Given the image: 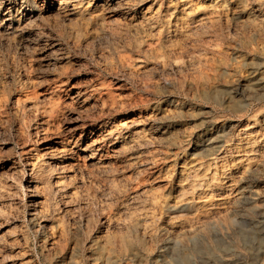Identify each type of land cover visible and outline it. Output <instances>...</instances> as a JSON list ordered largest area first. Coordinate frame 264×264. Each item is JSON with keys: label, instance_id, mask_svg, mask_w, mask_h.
Segmentation results:
<instances>
[{"label": "rangeland", "instance_id": "rangeland-1", "mask_svg": "<svg viewBox=\"0 0 264 264\" xmlns=\"http://www.w3.org/2000/svg\"><path fill=\"white\" fill-rule=\"evenodd\" d=\"M119 1L0 0V264H68L70 259L78 264H107L92 259L87 236L110 249V264H129L136 259L131 248L125 247L124 238L131 243L144 240L150 252L136 259L139 264H180L181 245L169 237L209 216L225 222L232 219L233 224H213L208 237L218 249L215 260L196 251L201 237L188 240L190 264H225L229 259L235 264H261L264 249L263 253L259 250L261 241L253 236L252 227L264 223V215L258 210L245 212L253 206L245 201L238 211H233L231 200L232 196L251 191L258 194L256 204H264V170L257 177L243 180L242 173L237 172L241 158L234 148L240 143L239 130L251 121H258L256 128L264 132V122H260V115L264 114V84L258 95L235 91L221 100L199 96L187 85L199 70L200 58L213 57L205 66L209 70L204 68L216 84L254 71L264 75V67L255 60L256 53L264 52V25L248 21V14L253 17L262 10L264 0H248L245 13L227 0H219L211 10L187 15L180 8L173 12L168 9V4L179 7L178 0H129L127 6ZM151 7L157 10V16L146 33L138 18ZM205 14L217 19L214 29L201 22ZM239 38L249 42L242 44ZM151 39L158 42L159 51L142 53L141 47ZM252 51L254 54H250ZM174 62L182 72H175ZM165 63L171 67H164ZM167 76L179 78L180 83L166 86L162 79ZM158 107L174 109V120L158 131L151 130V121L142 127L143 131L139 128L140 144L131 152L124 149L126 141L120 134L114 148L111 141L105 142L101 149L79 151L76 161L58 160L53 164L57 166L52 170V180L64 177L66 184L78 191L68 204V211L64 197L67 188L51 200L30 189L33 177L29 152L46 159L57 153L71 134L90 135L89 128L117 119H145ZM84 124L91 127L85 128ZM165 129L168 131L163 133ZM170 129L175 134L169 135ZM206 131L217 134L218 150L227 146L231 149L225 161L234 168L233 187L219 182L216 188L224 196L226 193L227 202L220 200L215 189L212 205L197 210L203 195L199 185H211L212 178L203 180L191 171L187 176L183 167H191L196 161L206 165L215 162L218 151L210 157L208 153L194 155L196 143L201 144ZM200 134L203 135L199 137ZM82 142L84 139L79 143ZM256 143L260 151L254 153L253 162L258 163L264 158V139ZM90 154H94L91 161L84 158ZM152 154H156L158 163L151 161ZM135 159L143 164H134ZM67 163H71L68 168H60ZM158 191L164 197L157 206L150 197ZM185 201L194 207L183 206ZM33 209L37 214L31 218ZM145 213L149 214L148 222L132 229L129 224ZM49 216L63 220L66 245H55V226ZM150 225L155 232L146 239L144 231Z\"/></svg>", "mask_w": 264, "mask_h": 264}, {"label": "bare ground", "instance_id": "bare-ground-1", "mask_svg": "<svg viewBox=\"0 0 264 264\" xmlns=\"http://www.w3.org/2000/svg\"><path fill=\"white\" fill-rule=\"evenodd\" d=\"M97 2L102 1V0H96ZM114 1H119V0H114ZM146 1V0H145ZM176 1V0H175ZM219 0H178L177 3L180 4L179 7H177L178 4H168V9H170V11H177V9H181L180 11L183 14H189V13H204L207 10H211L213 9V6L215 4L218 3ZM228 2H230L236 9H238L239 12L241 13H245L246 12V7H247V2L248 0H227ZM258 1V0H256ZM6 2V1H5ZM174 2V1H173ZM259 2V1H258ZM261 2V1H260ZM259 2V3H260ZM100 3V2H99ZM129 0H121L119 1V4L121 5H129ZM168 3V2H167ZM229 3V4H230ZM262 4V3H261ZM104 5L103 3L100 4L99 6ZM224 5V4H223ZM255 6V5H254ZM87 7V6H85ZM149 7V6H148ZM150 8V7H149ZM152 8V7H151ZM157 8V7H156ZM155 8V9H156ZM160 8V7H158ZM233 9V8H232ZM260 9H262L261 11L257 10V14H254L253 17H251V14L249 15V23L253 24V25H264V1H263V7H261ZM5 11V10H4ZM235 12V11H234ZM237 12V11H236ZM80 13V12H79ZM181 13V14H182ZM118 14V13H117ZM239 14V13H238ZM90 15V14H89ZM88 15V16H89ZM110 15V14H109ZM210 15V14H209ZM93 16V15H92ZM157 16V10H153L149 9L146 11L141 12L139 18H138V22L139 24H141L142 27H144V29L146 30V33H148V29L152 28V24L155 20ZM173 16V15H172ZM215 16V15H214ZM96 18V17H95ZM229 18V17H228ZM53 20V19H52ZM219 20V19H218ZM76 21V20H75ZM87 21V20H86ZM178 21V20H176ZM247 21V20H245ZM100 22V21H99ZM169 22V21H168ZM201 22L203 23V25L207 26H212L213 28V23L216 24L215 22H217V19L215 17H213V15L211 14L210 16H207L205 14L204 18H202ZM98 23V22H97ZM167 23V22H166ZM184 25V23H182ZM218 24V22H217ZM154 25V24H153ZM188 25V23L186 24ZM96 26V25H95ZM157 26V25H156ZM251 26V25H250ZM187 27V26H185ZM263 28V26H261ZM252 28V27H251ZM214 29V28H213ZM254 29V27H253ZM257 29V28H256ZM261 30V29H259ZM258 30V31H259ZM160 31V30H159ZM21 32V31H20ZM262 32V31H261ZM151 33V32H150ZM257 33V32H256ZM263 33V32H262ZM264 34V33H263ZM262 34V35H263ZM260 35V34H258ZM136 36V35H135ZM179 37V36H178ZM246 37V36H245ZM261 37V36H260ZM163 38V37H162ZM264 38V37H261ZM150 39V38H149ZM161 39V38H160ZM240 39V38H239ZM142 40V39H141ZM238 40V39H237ZM161 41V40H160ZM163 41V40H162ZM161 41V42H162ZM239 41V40H238ZM189 42V41H188ZM249 42L247 41V39H240V43H246ZM239 43V42H238ZM176 44V43H175ZM231 44V43H230ZM135 45V44H134ZM158 42H155L153 39H151L150 43L148 45H145L143 47H141V52L145 54V51H150V52H158ZM142 46V45H141ZM169 46V45H167ZM244 46V45H243ZM242 46V47H243ZM249 47V46H248ZM140 49V48H139ZM249 49V48H246ZM158 50V51H157ZM139 51V50H138ZM144 51V52H143ZM248 51V50H246ZM140 52V53H141ZM149 52V53H150ZM213 52V51H212ZM160 53V52H159ZM173 53V52H172ZM249 53V51H248ZM254 54V52L252 51L250 54ZM151 54V53H150ZM211 54V52H210ZM214 54V53H212ZM255 60L260 61L261 63L257 64L259 65V67H264V52L258 54ZM209 55V54H208ZM207 55V56H208ZM215 56V55H214ZM120 57V56H119ZM205 57V56H204ZM213 57L212 58H200L199 60H197V64H198V69L197 71H195L194 75L192 76L190 82L188 83L187 86H189V88L191 89H195L198 94H200L199 96H202L206 99H212V100H221V98H225L226 96H230L233 92L235 93V91H239L242 93L247 92L253 95H258L260 94V92L262 91V85L264 84V75L262 72H257L254 71V73H252L251 75H242L243 77H238L235 80H227L220 83V84H216L215 82H213V76L205 71L208 69L205 66L210 65V63L212 62ZM169 61V60H168ZM171 61V60H170ZM116 62V61H115ZM167 62V60L165 61ZM170 63V62H169ZM175 63V62H174ZM193 63V62H192ZM253 63V62H252ZM117 64V63H116ZM195 66L196 63H193ZM177 65V66H175ZM175 67L173 68L175 70L176 73H180L182 71H180V67L178 66L179 64L175 63ZM212 65V64H211ZM173 66V65H172ZM197 66V65H196ZM164 67L166 68H170L171 66L168 63L164 64ZM205 67V68H204ZM215 67V66H213ZM225 67V66H224ZM195 68V67H194ZM209 70V69H208ZM238 70V69H237ZM260 70V69H259ZM263 70V69H262ZM211 71V70H210ZM167 73V72H166ZM168 74V73H167ZM243 74V73H241ZM214 75V74H213ZM177 76V75H176ZM239 76V75H238ZM224 79V78H223ZM163 83L169 86H174L180 83L179 78L177 77H169L167 76V78L165 77V79H162ZM215 81V80H214ZM217 82V81H216ZM163 84V85H164ZM38 86V85H37ZM156 86V85H154ZM163 87V86H162ZM194 90V91H195ZM233 93V94H234ZM197 94V93H196ZM197 94V96H198ZM240 94V93H239ZM246 94V93H245ZM119 95V94H118ZM250 98V97H249ZM201 99V98H200ZM251 99V98H250ZM206 101V100H205ZM208 101V100H207ZM213 102V101H212ZM66 103V102H65ZM102 103V102H101ZM109 104V103H108ZM238 105V104H237ZM24 107V106H23ZM132 110V109H131ZM174 110V109H172ZM171 110V108L168 107H158L154 109V114L153 115H149V117L145 119H142L141 116L138 117H132V119L130 118L128 119H117L115 120V122L113 123H107L104 125H100L98 127L95 128H89L91 126L84 124L85 128H89V134L90 135H86L85 133L79 134V136H75V134H71L70 136H68L65 140L62 141V148H59V150L56 152H54L57 154L56 156L49 154L50 156L47 157L46 159H40V155L39 153H32L29 152V156L31 157V161H30V169H31V174L33 177V180L31 181V187L30 189L34 190L35 192L38 193H44L46 195L47 200H51V199H55V196L61 192L64 189H68L66 196L64 193V197H66L67 202L66 203V210H69L68 204L71 205L72 200L75 199L78 196V191H76L75 187L71 184L70 186H68L66 183V179L64 177H58V179H55V181L52 180V170L56 169L55 167H53V164H56L58 160L60 161H65V162H70L71 160L76 161V154L80 151H86V149H90V148H94V147H100L103 144H105V142H112L113 144V148L119 144L118 142V136L121 134L124 138L123 141H126V146L124 145V149L125 150H129L133 149V148H137L139 147L138 145L140 144V139H138L141 133V131H139V128L142 127L148 123L149 121H151L152 123V127L153 129L151 130H155L158 131L160 130L163 126H167L168 124L171 123L173 117L174 116V112ZM153 111V110H152ZM199 112V111H198ZM105 114V113H104ZM36 116V115H35ZM34 116V117H35ZM87 116V115H86ZM207 116V115H206ZM249 116V115H248ZM153 117V118H152ZM239 118V117H238ZM237 118V119H238ZM174 120V119H173ZM202 120V119H201ZM176 121V120H175ZM260 122H264V114L260 115ZM258 121L255 122H250L248 123L245 127H243L241 130H239V146L234 147L235 151H236V155H238L241 160L238 163V169L237 172H241L242 173V179L245 181H248L251 177H257L259 176L258 174L264 170V158L261 159L258 163L253 162V159L255 157V152H259L260 149L258 147H256L254 145V143H256L257 140L262 141V139H264V132H261V130H259L258 128H256V124H258ZM146 124V125H148ZM230 124V123H229ZM244 124V123H243ZM173 127V126H172ZM171 127V128H172ZM177 128V127H176ZM76 129V128H75ZM174 129V128H173ZM172 129V130H173ZM213 128H210V130H212ZM172 130L170 129L169 131V135L171 134ZM220 130V129H219ZM143 131V130H142ZM166 131H168L167 129H165V131L163 133H165ZM177 132V131H176ZM179 133V132H178ZM143 134V133H142ZM175 133H172L171 135H173ZM230 134V133H229ZM120 135V136H121ZM203 135L200 134L199 137ZM234 136V135H233ZM150 137V136H149ZM166 137V136H165ZM181 137V136H180ZM141 138V137H140ZM151 138V137H150ZM160 138V137H159ZM162 138V137H161ZM192 138V137H191ZM82 139H84V142L79 143ZM155 139V137H154ZM153 139V140H154ZM199 139V138H197ZM196 139V140H197ZM218 137L216 133H213L211 131H206V133L204 134L202 140H201V144L196 143L197 146V150L194 152V155L197 156L198 154L201 153H208L207 156L209 155V157L211 155H213V153H219L218 156H216V160L215 162L213 161L212 163L206 165L203 162L200 161H196L193 162V164L191 165V167H186L188 166L185 162L184 165L185 168L183 167V170H185L187 176H189L191 172H194L193 174L196 173V176L198 175V177H201V179H203L204 177H211L212 178V184L211 185H206L204 186L203 184H200L199 187L201 188V190L203 191V195H202V199L199 202L200 206L197 207V210H203V209H208L212 204H211V197H213V191L216 189L215 193H217V195L219 194L220 196V200L224 201L225 200V196L222 192H220L219 188L217 187V184L219 182H222L224 185H226V187L231 188L233 187L232 184V178L234 175V168L231 167L226 161L225 159L227 157L230 156L231 154V149L228 148H221V150H218L217 147V143H218ZM198 141V140H197ZM145 142V141H144ZM259 142V141H258ZM142 143V142H141ZM147 143V141L145 142ZM144 143V144H145ZM152 143V142H150ZM179 143V142H178ZM226 143V142H225ZM224 143V144H225ZM111 144V143H110ZM142 144V145H144ZM257 144V143H256ZM80 145V146H79ZM184 145V143H183ZM227 145V144H226ZM24 146V145H23ZM137 146V147H136ZM150 146V145H149ZM126 147V148H125ZM141 147V146H140ZM225 147V146H224ZM233 148V149H234ZM34 149V148H33ZM58 149V148H57ZM79 149V150H78ZM120 149V148H119ZM123 149V148H122ZM141 149V148H140ZM157 149V148H156ZM99 150V148H98ZM117 150V149H116ZM24 151V150H23ZM22 151V152H23ZM97 151V150H96ZM151 151V150H150ZM35 152V151H34ZM79 152V153H80ZM92 152V151H91ZM103 152V151H102ZM101 152V153H102ZM124 152V151H122ZM131 152V151H130ZM148 152V151H147ZM43 153V152H42ZM160 153V152H159ZM121 154V153H120ZM151 154V153H150ZM158 154V153H156ZM156 154H152V158L151 161L155 162L157 159ZM44 156V154H41ZM46 155V154H45ZM78 155V154H77ZM84 156V155H83ZM163 156V155H162ZM45 157V156H44ZM161 157V156H160ZM85 159L90 160L94 158V154H90V155H85L84 156ZM214 158V157H213ZM205 159V158H204ZM145 160V159H144ZM143 160V161H144ZM163 160V159H162ZM99 161V160H98ZM132 161V160H130ZM137 159H135L133 161L134 164L139 163L136 162ZM149 161V160H148ZM256 161V160H255ZM29 162V161H28ZM175 162V161H174ZM78 163V162H77ZM77 163H72V164H77ZM108 163V162H107ZM132 163V164H133ZM141 163H142V159H141ZM147 163V162H146ZM156 163H158L156 161ZM195 163V164H194ZM71 163H67L66 166L62 165V167L60 168H68L67 166L70 165ZM90 164V163H89ZM105 164V163H104ZM140 164V163H139ZM143 164V163H142ZM140 164V165H142ZM191 164V163H190ZM61 165V164H60ZM133 167V166H132ZM136 167V166H135ZM59 168V169H60ZM65 170V169H64ZM148 170V169H147ZM154 171V170H153ZM103 172V171H102ZM184 172V171H183ZM182 173V172H181ZM136 174V173H135ZM239 175V174H238ZM191 177V176H190ZM193 178V177H192ZM108 179V178H107ZM151 179V178H150ZM177 179V178H176ZM185 179V178H184ZM257 179V178H256ZM75 180V179H74ZM204 180V179H203ZM213 180L216 181V184L213 185ZM257 181V180H256ZM157 182V181H156ZM196 181H194L193 183H195ZM201 182V181H200ZM199 182V183H200ZM252 182V181H251ZM197 183V182H196ZM195 183V185H196ZM198 183V184H199ZM204 183V182H203ZM240 184V183H239ZM252 184V183H251ZM30 186V185H29ZM82 186V185H81ZM198 186V185H197ZM204 186V187H202ZM250 187V186H248ZM252 187V186H251ZM204 188V189H202ZM247 188V187H246ZM156 189V188H155ZM235 189V188H234ZM181 190V189H180ZM196 190V189H195ZM244 190V189H243ZM249 190V189H248ZM143 191V190H142ZM164 191V190H163ZM232 191V190H231ZM242 191V190H241ZM246 191V189H245ZM83 192V191H82ZM81 192V193H82ZM214 193V194H215ZM36 194V193H34ZM148 194V193H147ZM187 194V193H186ZM191 194V193H190ZM42 196V195H41ZM44 196V195H43ZM229 196V195H228ZM258 194L251 192L250 193H241L239 195H237L235 198L232 196V210L233 211H238L240 208L241 203L245 202H249L251 203L253 206L250 208V210H245L246 211H255L258 210L260 213H263L264 215V204L263 205H257V201H258ZM63 197V196H62ZM164 194L160 193L159 191L157 193H154L151 195L150 199L158 206L160 205V201L163 199ZM186 197V196H184ZM145 199V198H144ZM260 199V198H259ZM190 200V199H189ZM219 200V199H218ZM228 200V199H227ZM178 201V200H177ZM226 201V200H225ZM227 202V201H226ZM49 203V202H48ZM223 203V202H222ZM214 204V203H213ZM230 204V203H229ZM182 205V204H181ZM221 205V204H220ZM228 204H226L227 206ZM54 206V205H53ZM185 207H189V208H193L194 204L190 201H185L184 205ZM214 206V205H213ZM224 206V205H222ZM231 206V205H228ZM76 207V206H75ZM196 208V207H195ZM74 209V208H73ZM227 209V207H226ZM50 210V209H49ZM76 210V209H75ZM170 210V209H169ZM228 210V209H227ZM242 211V210H241ZM240 211V212H241ZM251 211V212H252ZM205 212V211H204ZM249 212H247L248 214H250ZM112 213V212H111ZM139 213V212H138ZM162 213V212H161ZM203 213V212H201ZM238 212H236L237 214ZM37 212L35 209L32 210V212L30 213V215L32 216L31 218H34L36 216ZM122 214V213H121ZM205 214V213H204ZM214 214V213H213ZM232 214V212L230 213ZM143 215V214H142ZM219 215V214H218ZM235 215V214H234ZM254 215V214H253ZM83 216V215H82ZM231 216V215H230ZM251 216V215H248ZM50 217V221L51 223H53V225L55 226V238H54V243L55 245H61V243L63 242L65 244L66 239H64V236L66 235V228H65V224H63V220L55 218V217ZM126 217V216H125ZM140 217V216H139ZM148 217L149 214L145 213L142 217L140 218H136L137 220H135V222H133L132 224H129V226L133 229L143 223L148 222ZM212 217V216H211ZM252 217V216H251ZM249 217V218H251ZM254 217V216H253ZM46 218V217H45ZM199 218V217H198ZM219 218V217H218ZM223 218V217H222ZM264 218V217H263ZM44 219V218H43ZM189 219V218H188ZM192 219V218H191ZM226 219V216H225ZM257 219V218H256ZM199 220V219H198ZM201 220V219H200ZM253 221L255 219H252ZM262 220V219H261ZM134 221V220H133ZM195 221V220H194ZM224 221V219H223ZM222 219H214L213 217L210 218L209 217H205L204 219H202L200 222H198V224H196V226H189L187 227L183 232H181L180 234L176 235V236H170L169 240L171 239L173 242L181 245V248H179L178 251V255H179V261L180 264H190L191 261V255L189 252H187L186 250V245H187V241L191 240V239H195V238H199L201 237V243L197 246L196 251L198 252H204V254H206L208 257H213V260H215V257L217 256V246H215L214 244H211V240L209 239V232L210 230H212L211 228L214 227L213 224L216 226H221L222 224H226V226H231L233 224V220L232 219H228L226 222H223ZM251 224V222H250ZM195 225V224H194ZM255 225V224H254ZM49 227V226H48ZM53 227V226H52ZM139 228V227H137ZM221 228V227H219ZM253 229V236L258 237V239L261 241V243H259V250L264 249V223H259L256 224ZM53 229V228H52ZM168 229V228H166ZM54 231V230H53ZM80 232V231H79ZM93 232V231H92ZM144 238L149 239L152 237V233L155 232L153 231V226H149L145 228L144 231ZM47 233V232H46ZM121 233V232H120ZM178 233V232H177ZM237 234V233H236ZM251 234V232H250ZM250 234H246L247 237H250ZM53 235V234H52ZM168 235V234H167ZM233 235V234H232ZM141 236V235H140ZM66 238V237H65ZM239 239V238H238ZM233 240V239H232ZM86 244L89 248V251L92 255V259L94 261L96 260H102L107 264H110V262L112 261V252L110 251L109 248L105 247L103 245V243L101 244L97 239H95L94 237L91 236H87L86 239ZM252 241V240H251ZM46 242V241H45ZM53 242V241H52ZM124 245L125 247H129L131 248V250L133 251L132 255L134 256V258H141L145 255H147L150 251L147 248L146 244L144 243V240L142 242L139 243H131L127 238L123 239ZM171 242V241H170ZM189 242V241H188ZM240 244V243H239ZM66 245V244H65ZM73 245V244H72ZM60 248V247H59ZM82 250V249H81ZM247 250V249H246ZM258 250V249H257ZM57 251V250H56ZM222 251V250H221ZM61 250H59L57 253L58 255L60 254ZM239 253L241 252L240 250L238 251ZM259 252V251H257ZM257 252H252L253 255H256ZM238 253V254H239ZM260 253V252H259ZM263 253V252H262ZM242 256H244L243 253H240ZM251 255V256H253ZM236 256V255H235ZM241 256V257H242ZM224 257V256H223ZM255 257V256H254ZM245 258V257H244ZM81 259V258H80ZM136 259L134 261H132V263L129 264H139L138 261H136ZM137 259V260H138ZM252 259V258H251ZM92 260V261H93ZM93 261V262H94ZM68 264H78L75 260L70 259V261H68ZM129 262V261H128ZM145 262V261H144ZM208 262V261H207ZM95 263V262H94ZM98 263V262H97ZM121 263V262H120ZM213 263V262H212ZM224 263V262H223ZM225 264H235V261L233 260H226ZM261 264H264V262H262Z\"/></svg>", "mask_w": 264, "mask_h": 264}]
</instances>
